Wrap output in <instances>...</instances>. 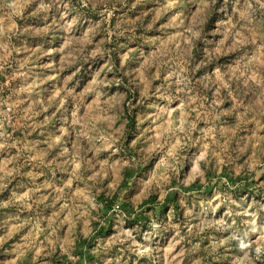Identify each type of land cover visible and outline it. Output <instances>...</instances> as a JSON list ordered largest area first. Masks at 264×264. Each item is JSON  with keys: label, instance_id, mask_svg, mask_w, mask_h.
Segmentation results:
<instances>
[{"label": "clouds", "instance_id": "1", "mask_svg": "<svg viewBox=\"0 0 264 264\" xmlns=\"http://www.w3.org/2000/svg\"><path fill=\"white\" fill-rule=\"evenodd\" d=\"M29 3L35 7L25 15ZM53 3L58 5L60 15L53 17L46 28L27 22L28 16L44 12L43 21L47 23ZM229 3L230 11L225 7ZM117 4L123 5L124 0H78L77 4L73 0H25L24 3L0 0V75L4 77L0 80V159L4 161L0 180L4 186L16 181L12 198L3 206L18 209L15 215L0 221V228L4 229L0 251L10 257L0 259V264H89V253H104V264H113L107 253L114 247L118 253L115 264H139L142 256L150 257L153 264L186 261L217 264L228 255L232 257L231 264H264V180L261 179L264 175V0H224L219 11L227 16L226 22L222 25V18L217 16L214 26L207 30L205 21L215 0H188V8L175 13L167 26L175 35L165 31L161 40L149 42V54L145 56L144 50L139 53V67L127 65L126 53H118L119 65L113 58L114 41L131 30L129 22L120 16L115 24L107 23L108 16L104 13L115 14ZM172 6L164 3L161 10L167 11ZM85 8L97 11L100 19L90 21L87 30L80 32L83 37L80 39L75 37L73 26L80 21L81 10ZM72 12L77 15L66 19ZM221 26L226 31L217 46L216 33ZM53 28L67 34L70 45L66 55L72 60H62L61 69L97 53L107 60L95 72L93 87L86 89L90 97L67 87L75 75L73 72L64 78V87L51 94L47 102L35 101L41 113L54 103L57 105L52 115L60 113L58 135L46 134L43 125L48 122L47 116L38 122L34 119L35 111L20 107L24 99L32 101L31 95L22 97L21 93H32L44 83L39 79L29 83L26 72L22 71L34 57L39 59L37 50L28 46L26 34L36 36ZM202 34L203 42L197 54L195 50ZM208 35L212 36L211 40ZM93 43L95 50L87 52L86 46ZM222 54L227 58L221 60ZM108 73H113L111 80ZM21 76L25 78L23 86H13L12 82ZM110 84L123 88L113 93L104 87ZM145 97L156 98L145 109L154 111L144 116L136 112V128L143 140L134 147L140 136L133 133L127 137L125 126L128 115ZM66 103L69 108H65ZM174 104L181 107L170 117ZM97 113L104 114L103 122ZM119 119L122 123L116 126ZM142 119L151 123L141 128ZM157 131L161 133L159 139L154 134ZM17 132L21 135H16ZM33 133L42 139L37 140ZM109 147L110 158L119 152L122 154L119 158L126 159L131 168L157 151L158 160L167 158V163L151 188L144 183L145 176L152 177L149 169L135 177V190L129 193L119 187L122 176L112 175V183L104 180V172L112 174V169L99 167V153ZM13 149H17L14 154ZM129 150L135 155L128 154ZM24 165L29 170L21 172ZM195 165H199V170L193 173ZM57 172L61 173L59 177ZM42 173L45 179L37 184L36 179ZM22 177H27L28 182L18 179ZM197 178L204 187H215L210 194L200 192L191 198L193 194L184 190L190 189ZM57 182L62 185L60 191ZM41 188L45 191L41 192ZM80 189L87 191L92 200L85 201L77 195ZM18 190L30 192L31 201L19 197ZM172 192L179 193L176 203L162 199ZM102 193L115 201L112 211L106 214L97 199ZM153 193L157 194L156 203L141 207L142 200ZM57 197H62L68 207L59 208ZM45 201L59 215L51 220L40 215L27 220L22 217L25 209ZM92 201H96L95 206ZM166 202L168 211L161 213L159 210ZM122 203L128 204L127 211L120 207ZM221 206L223 210L217 218ZM109 219L115 235H97ZM84 220L92 221L93 226L78 229L77 225H82ZM40 224L44 228L38 233ZM16 233L21 235L13 240ZM93 238L95 247L89 249L83 245V255H73L74 244L83 240L91 242ZM154 242L167 246L153 248ZM229 249L236 251L229 253Z\"/></svg>", "mask_w": 264, "mask_h": 264}, {"label": "rangeland", "instance_id": "2", "mask_svg": "<svg viewBox=\"0 0 264 264\" xmlns=\"http://www.w3.org/2000/svg\"><path fill=\"white\" fill-rule=\"evenodd\" d=\"M25 0H21V3H24ZM74 4L78 3V0H73ZM164 3H170L173 4L171 8H169L167 11H162V5ZM224 5V0H215V4L213 5V10L209 13L206 21H205V27L207 28L213 27V22L217 18V16H220L222 18V25L223 22H226L227 16H225L223 13L219 11L221 6ZM188 0H124V4L120 5L117 4V11L113 15H108L107 12L104 14L108 16L107 23H116L117 16L123 17L125 21H128L131 25V30H128L125 32V35L122 37H119L117 41H114L113 47L116 48V51L113 52V58L116 60L117 65H119L120 62V56L118 53H126L128 55L127 65L128 66H136L139 67L138 63V56L141 50L145 51V56L149 54V49L151 48V44L149 42L151 41H159L163 38V33L167 31L170 36H174V30L167 27L170 23V21L174 18V14L180 11L181 9L186 10L188 8ZM35 5L33 3H29L28 7L24 9L25 15L29 11H31ZM58 5L53 3L52 7L48 10V21L45 23L43 21V17L46 13L41 12L36 16H28L27 22L30 24H33L37 27L46 28L47 24L52 22V18L56 17L59 18L60 13L57 12ZM59 7H62L60 5ZM227 10H231V3L225 6ZM83 15L81 16L80 21L73 26V33L75 34V37H79L80 39H83V37L80 36L81 31H86L89 27L90 21H98L100 19V15L97 11H92L90 9H82ZM77 15L76 12H72L71 15L67 16L66 19L71 20L73 16ZM25 21H17L16 23L22 24ZM165 27H161V26ZM11 27V25H9ZM226 31V28L221 26V30L216 33L217 39L215 41L216 45L219 46L220 40L223 39V34ZM203 35L201 41L197 42V49L195 50L196 53H199V46L203 42ZM208 39L211 40L212 36L208 35ZM26 40L28 43V46L30 48L36 49V56L39 57V59L33 58L32 61H30L29 65L26 67L25 71L27 74V81L31 83L33 80H44V83L39 86V89L32 93H21L22 97H27L28 95H31L32 101H28L27 99H24L23 104L20 105L21 108L27 110L28 112L35 111L36 115L34 116V119H36L38 122L43 121L45 116L48 117L47 124H44L43 127L46 129L47 132H52L53 134L58 135V128L60 126V122L58 120L60 113H56L55 116L52 115L53 112H55V109L57 105L54 103L52 107L47 108L46 112L41 113L39 111V106L36 105L35 101L40 99L45 102H47L48 98L51 96V94L56 93L59 91V89L64 87V78L66 76L71 75L73 72H75V75L73 76L72 80L68 82L67 87L74 88L76 92L83 93L85 96H91V93L86 91L87 88L93 87L91 85V81L94 77L95 72L99 71L101 67L107 62L106 57L102 56L100 53H97L95 56H92L91 58L87 59H81L78 63H68L67 67H64L63 69L60 68V63L62 60L65 62H70L72 60L71 56H67V52L69 51L70 45L68 43V37L67 34H64L62 30L57 29H49L46 33H42L40 35L32 36L26 34ZM87 43V42H85ZM59 49H63V51H60ZM131 49V51H129ZM95 50V44L93 45H87L86 51L91 52ZM2 51V50H0ZM41 52H47V55H41ZM15 55V54H13ZM228 55H234V53H228ZM227 57L225 55H221L220 59L224 60ZM11 59V57H10ZM217 61H212L213 64H215ZM47 64L54 65L53 67H45ZM82 65V66H81ZM79 68V71H76V69ZM103 73H101V79L103 78ZM48 77H51V79H47ZM109 80L113 78V73H108ZM4 79L2 75H0V80ZM25 78L23 76L19 77L17 81H13V86L19 84L23 86ZM156 84L159 83V81L154 82ZM105 88L112 89V92L115 93L117 88H123V85H116V84H110L105 85ZM112 93H110L111 95ZM60 95H63V92H60ZM138 95V94H137ZM59 99V97H57ZM156 99L155 97H145L143 100H140L137 106V109L133 111L132 114H129L127 119L128 123L125 126L126 127V136L132 137L133 133H136L137 136H140V139H136V143L134 147L140 146L143 136L141 133L137 130V118H136V112H140L141 116L144 115H151V112L154 111V109H147L145 111L146 106L151 103L152 100ZM227 103V102H226ZM70 105L68 103L65 104V108H69ZM161 108L164 107V105L160 106ZM181 106L174 104L172 107L171 112L169 113V116L175 115L176 111L179 110ZM63 111V109L61 110ZM73 111H75V107L73 106ZM91 111V109H90ZM82 114V113H81ZM97 116L99 119L103 122L105 120V116L103 113H97ZM122 123V119L116 120L115 125L119 126V124ZM151 123L150 120L142 119L140 121L141 128H146L147 125ZM9 131H11L9 129ZM155 136L159 139L161 136V133L159 131L154 133ZM16 135H21V133L17 132ZM264 135V133H262ZM33 137H35L37 140L42 139V137H39L36 135V133L32 134ZM32 137H30L31 139ZM17 149H13V154L15 153ZM111 152V148H105V150L101 153H99L100 156V166L104 169L111 168L112 174L108 173L107 171L104 172V180L105 182L112 183L111 176L114 175L115 177H123V179L119 180V187L121 190L127 189L129 193L133 192L135 190L136 186V180L135 177L144 175L146 172H148L149 169L152 171V177L149 178L145 176L144 183L147 185L148 188H151L153 185V180L159 176L160 169L162 166L167 163V158L159 159L158 157L160 153L154 152L150 156H148L144 162L140 165H138L135 168L129 167L128 161L126 159L119 158L122 154L117 153L116 156L109 157L108 153ZM128 154L135 155L134 152L129 150ZM4 166L3 159H0V175H2V169ZM11 167V165H9ZM26 170H29L28 165H24L20 171L24 172ZM199 170V165H195L192 169L193 173L197 172ZM49 180L51 181V172L48 173ZM61 173L57 172V177H59ZM18 179H23V182L27 183L28 178L22 177ZM45 179V174H40L37 179L36 183L41 184L43 183ZM261 179L264 180V175H261ZM255 183V182H253ZM16 184V181H12V183L4 186L3 181L0 180V221H3L7 218L9 215H15L18 211V209L15 206H3L6 205L7 202L12 198L13 196V185ZM114 187L116 185H113ZM215 186L209 185L208 187H204L199 183V178L196 179V181L192 184V187L190 189H185L184 191L192 193L191 198H195V195L200 192L205 193H211L213 191V188ZM249 188L252 187V185H248ZM62 189V185L57 182V190L60 191ZM147 189H145L146 191ZM41 192H44L45 189L41 188ZM17 195L19 197H22L24 199H27L29 202L31 201V194L30 192L26 191H17ZM77 195L81 196L85 201L92 200V197L90 194L85 191L84 189H80L77 192ZM135 195L137 197H140V193L136 192ZM179 198L178 192H172V193H166L162 199L165 201H171L176 203ZM49 200L51 197L48 198ZM100 200L103 204V207L101 211L107 212L112 211V208L115 205L114 200H108L105 195L102 193L100 197L97 198ZM118 199V196L117 198ZM157 200V194L153 193L152 195L148 196L146 199L142 200L141 207H145L148 205L155 204ZM93 206H95L96 201H92ZM57 205L59 208H66L68 207V204L66 201L62 200V197H57ZM121 208H123L125 211L128 209L127 203H122L120 205ZM169 204L166 202L163 207L159 210L161 213L168 211ZM223 210V206H221V209L217 212V218H219L220 211ZM177 211H179V205L177 203ZM46 216L51 220L55 215H59V211H54L53 207L47 206V201L44 203H41L39 206L32 205L31 207L25 209L24 213H22V217L27 220L31 218L32 216ZM140 217H137V220H139ZM195 223V221H194ZM112 220L109 219L108 225L101 229V231L97 235L101 236H107L110 233L112 235H115V232L112 229ZM93 226V222L89 220H84L82 225H77V228L83 227L85 230H87L89 227ZM67 225H65V228ZM44 228V225L40 224L37 228V232H42ZM131 231V229H128ZM24 230L22 229L21 232ZM4 229L0 228V235H3ZM21 233H16L12 239L18 240ZM218 236L226 235V234H217ZM255 239V237H253ZM68 243V241H66ZM207 243V241H205ZM87 245L89 249L92 247H95L94 238L93 241L83 240L81 242H78L77 244H74V252L73 255H83L82 252V246ZM8 245H5L7 247ZM161 247L164 248L167 245L163 244L161 242L159 245H157L155 242L153 243L152 247ZM223 251V249H221ZM236 251L235 249H229V253ZM116 248H112L107 255L112 259L113 264H115V257L117 255ZM105 254L101 253L99 255H92L89 253L87 256V259L89 261V264H91L92 261H95V264H104L103 256ZM3 258H10L8 253H4L0 251V259ZM231 255H228L226 259L222 261H218L217 264H231ZM19 264V262H18ZM27 264V262H26ZM139 264H153V261L148 256H142L140 258ZM187 264V261L185 262Z\"/></svg>", "mask_w": 264, "mask_h": 264}]
</instances>
